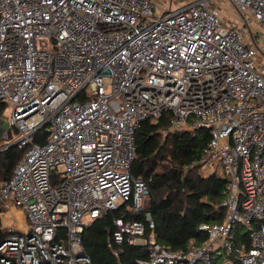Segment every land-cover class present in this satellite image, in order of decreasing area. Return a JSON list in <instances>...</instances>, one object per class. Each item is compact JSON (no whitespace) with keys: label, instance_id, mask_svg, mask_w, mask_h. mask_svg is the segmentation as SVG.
Returning <instances> with one entry per match:
<instances>
[{"label":"built area","instance_id":"2783aa9c","mask_svg":"<svg viewBox=\"0 0 264 264\" xmlns=\"http://www.w3.org/2000/svg\"><path fill=\"white\" fill-rule=\"evenodd\" d=\"M263 44L264 0H0V152H21L0 182V264H93L83 233L113 210L108 239L148 246L142 264H264ZM165 111L209 130L199 173L227 178L223 220L186 248L147 233L132 172L137 129Z\"/></svg>","mask_w":264,"mask_h":264},{"label":"trees","instance_id":"16d2710c","mask_svg":"<svg viewBox=\"0 0 264 264\" xmlns=\"http://www.w3.org/2000/svg\"><path fill=\"white\" fill-rule=\"evenodd\" d=\"M5 108L0 102V116ZM170 120V111H165L146 119L137 129L132 172L142 175L150 187L154 227L147 226V233L154 232L157 241L171 248H186L192 241L206 239L207 234L200 229L202 224L223 220L227 178L217 173L206 177L199 173L209 130L177 131L172 129ZM20 155L16 147L0 152V182L9 179ZM120 215V210L108 211L85 229L83 246L93 264H142L141 260L149 258L148 246L108 239L115 230L114 218ZM236 232L239 243H250L241 226Z\"/></svg>","mask_w":264,"mask_h":264},{"label":"rangeland","instance_id":"374dc122","mask_svg":"<svg viewBox=\"0 0 264 264\" xmlns=\"http://www.w3.org/2000/svg\"><path fill=\"white\" fill-rule=\"evenodd\" d=\"M226 7H229V4L228 3L226 4ZM231 12H232V14L236 15V11L234 9H232V7H231ZM226 19H228V18L226 17ZM230 19L233 20V17H230ZM262 50L264 52V44H263ZM10 111H11L10 108H8V107L5 108V110H4V116H9L10 113H11Z\"/></svg>","mask_w":264,"mask_h":264}]
</instances>
